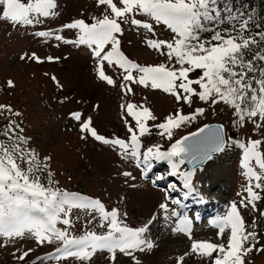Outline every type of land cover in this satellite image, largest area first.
Instances as JSON below:
<instances>
[{"label":"snow or ice","instance_id":"obj_1","mask_svg":"<svg viewBox=\"0 0 264 264\" xmlns=\"http://www.w3.org/2000/svg\"><path fill=\"white\" fill-rule=\"evenodd\" d=\"M96 5L103 8V12L93 16L91 22L81 17L60 25L61 29L76 30L72 39L50 28L38 29L34 34L86 46L94 58L99 78L108 85L118 83L126 96L134 94L133 85H139L170 94L177 107L159 122L149 125V120L158 119L151 109L126 100L121 105L128 131L125 138L98 133L92 117H85L80 111L69 115L78 122L81 133L116 148L121 161H134L142 169V175L152 168L153 160H166L172 174H179L184 185L195 191L192 178L196 167H203L205 161L232 143V138L228 137L222 124H204L195 132L174 138L175 129L205 113L203 106H196L187 113L182 106L193 105L197 100L213 107L223 104L233 111L236 117L233 123L246 126L250 121L253 131L264 129V67L256 68L257 61L264 62V48L260 47L264 44V31L253 35L249 28L252 17L245 18L240 12H230L225 19L231 26L224 27L216 0H96ZM57 8V0H0V18L18 25H43L46 18L57 15ZM159 24L170 29L173 35L168 39L149 37L144 43L164 57L162 62L141 64L121 49L120 34L125 25L137 31L144 29L155 33V25ZM206 31L211 35H203ZM21 58L36 62L59 59L51 55L41 57L35 52ZM105 65L120 70L122 78L119 82L107 74ZM257 71L260 79L248 75ZM50 79L63 87L54 74ZM253 83L258 87H253ZM7 84L11 87L14 81L9 79ZM0 115H5L7 121L0 134L9 141L0 140V237L4 244L28 237L38 244L56 242L59 246L54 249L53 259L61 264L66 258L91 264L90 258L97 250H107L111 264H117V252L128 257L130 264H141L137 253L156 246L149 234L156 215L140 226H129L123 219L127 212H121L117 207L106 209L100 198L53 187L51 171H48V186L43 185L36 173L49 168L51 157L41 159L34 149L26 146L31 138L20 134L23 129L11 118L21 115L18 110L14 111L10 104L0 103ZM150 128L168 138L166 148L162 149L159 143L142 146L141 137L149 133ZM235 143L243 149L244 175L248 178L244 189L246 195L239 201V207L233 202L226 215L212 221L219 229L221 242L191 239L190 250L177 255L175 264H184L189 255L206 257L210 264H248L247 255L264 251V236L256 230L258 221L254 217L251 229H248L240 212V208L249 207L255 211L256 201L264 192V156L259 151L264 147V138H248L246 142L237 139ZM253 159L259 172L250 163ZM117 175L123 176L125 183L132 177L127 170ZM253 180L256 181L254 186ZM73 207L95 212L99 226L106 230H86L80 235H70L67 229L58 228L57 221L61 219L65 225L71 223L68 213ZM158 209L163 210L165 221L173 220L176 227L172 231L187 232L191 237L190 220L186 215L176 208L170 209L163 201ZM260 217L264 218V210L260 211ZM226 228H230L227 235ZM31 251L27 248L18 253L19 264H27L26 257Z\"/></svg>","mask_w":264,"mask_h":264},{"label":"rangeland","instance_id":"obj_2","mask_svg":"<svg viewBox=\"0 0 264 264\" xmlns=\"http://www.w3.org/2000/svg\"><path fill=\"white\" fill-rule=\"evenodd\" d=\"M57 3V15L46 18L43 25H18L0 18V103L10 104L14 111L18 110L21 113L20 116L11 118L23 129L20 134L31 138L26 146L34 149L41 159L44 156L51 157L48 171L52 172L51 179L54 182L52 186L100 198L106 209L117 207L121 212H127L123 219L129 226H140L155 214L157 218L150 226L149 234L156 246L150 251L137 253L141 264H175L177 255L190 250L191 239L221 242L219 229L212 224V220L217 216L226 215L233 202L239 207V201L246 195L244 189L248 185V178L244 175L243 149L230 143L224 150L216 153L213 161H208L207 174L205 169H196L193 174L192 184L195 191L191 190L195 196H200L199 202H202L203 197L208 202L209 197L213 196L211 200L220 205L214 212L215 216H207V222L200 223L202 220L199 221L197 218L200 216L199 209L192 211V207H189L181 214L190 220L191 237L187 232L172 231L176 225L172 219L164 220L163 210L158 209V205L163 201L171 209L184 203L187 196L185 192L188 193L190 190L186 189L181 176L173 175L166 162L168 167L159 166L144 178L141 174L142 169L138 168L134 161H121L116 148L81 133L78 122L69 113L80 111L85 117L91 116L93 126L98 133L106 137L125 138L128 131L125 110L121 105L126 100L148 106L158 118L157 121H148L149 125H154L177 107L174 98L162 90L139 85H133L134 94L126 96L118 83L108 85L99 78L94 58L86 46L58 41L54 37L35 36L36 30L50 28L54 31L59 30L63 36L72 39L76 35V30L61 29V24L81 17L91 22L93 16H99L103 12V8L96 5V0H57ZM172 35L163 24L155 25V33H148L144 29L137 31L125 25L124 32L120 34L121 49L141 64L162 62L164 57L146 47L144 40L149 37L168 39ZM32 52L41 57L51 55L59 59L36 62L21 58L26 54L30 56ZM105 70L117 82L121 80L119 69L105 65ZM53 74L63 87L57 86L50 79ZM9 79L14 81L11 87L7 84ZM196 106L205 107V113L198 115V121H192L174 130V138L210 121L220 122L226 132L231 128L233 116L227 106L218 104L213 107L197 100L193 105L185 104L182 107L183 111L190 112ZM128 119L131 120L130 117ZM6 122L5 115H0V129L6 126ZM253 127L250 121L246 126L240 123L233 126L244 142L248 138H264V129L253 131ZM0 140L9 142L2 134ZM141 140L143 147L159 143L164 145L162 146L164 149L169 144L168 138L158 135L154 128H150L149 133L144 134ZM259 151L264 156V147ZM250 163L256 171H260L254 159ZM181 167L182 170H186L184 166ZM125 170L132 173L128 183L124 182L123 176L117 175L118 172ZM159 176L157 182L155 177ZM174 179L178 183L170 191L165 190L164 183ZM41 183L48 186L49 180ZM208 183L217 186L210 188ZM252 183L254 186L256 181L253 180ZM261 197L256 201L255 211L249 207L240 208V212L245 227L251 229L255 217L258 221L256 230L264 236V218L260 217V211L264 210V192H261ZM193 203L195 204V200ZM211 203L210 201L209 204ZM68 218L70 224L65 225L61 219L63 227L58 222L57 227L67 229L70 235H80L86 230H106L99 226L95 212L89 213L88 210L73 207L68 213ZM87 221L91 223H86ZM229 231L230 228H226L225 235ZM58 246L56 242L38 244L31 237L20 238L5 245L3 238L0 237V264H19L17 255L27 248L32 249L26 257L27 264H61L53 259L56 255L54 249ZM116 257L117 264H130L128 257L119 252ZM246 261L248 264H264V251L259 254L253 251L246 256ZM90 262L111 264L107 250H97L90 258ZM64 264H80V261L66 258ZM85 264L88 262L85 261ZM184 264L210 262L206 257L189 255L185 257Z\"/></svg>","mask_w":264,"mask_h":264},{"label":"trees","instance_id":"obj_3","mask_svg":"<svg viewBox=\"0 0 264 264\" xmlns=\"http://www.w3.org/2000/svg\"><path fill=\"white\" fill-rule=\"evenodd\" d=\"M216 6L220 10V17L223 20V26L224 27L231 26V22L229 20L225 19V17H227L230 12H233V13L240 12L245 16V18H247L248 16L252 17V20L250 21L249 28H250V31L252 32L253 35H255V33L257 31H264V0H216ZM205 27L208 28L209 25L206 24ZM168 30L171 33V30L170 29H168ZM203 35L209 36V35H211V33L209 31H206ZM260 47L264 48V44L260 45ZM253 51H255V49H253ZM251 54L252 53H249V55H251ZM262 67H264V62L257 61L256 62V68L260 69ZM248 75L250 77H254L255 79L261 78L259 71L249 72ZM253 87H258V86L255 85V83H253ZM227 108L232 113V116H233L232 126L228 130V135H229V137H231L234 140V142L237 139L243 141L241 136H239V133L236 132V129H235L236 127L233 128L234 125L236 126L239 123L238 122L233 123V121L236 120V117L234 116L233 111L228 106H227ZM184 112L187 113L186 111H184ZM193 121L195 122L198 120L195 119ZM178 129H175V130H178ZM186 131H188V130H186ZM182 134H184V133H182ZM36 175L40 177V182H45V181L47 182V180H48V169H43V170L37 172ZM260 252H262V251L257 252V254H259Z\"/></svg>","mask_w":264,"mask_h":264},{"label":"bare ground","instance_id":"obj_4","mask_svg":"<svg viewBox=\"0 0 264 264\" xmlns=\"http://www.w3.org/2000/svg\"><path fill=\"white\" fill-rule=\"evenodd\" d=\"M215 155H217L216 153L213 155V157H212V159L211 160H209V162H211V161H213L214 159H215ZM208 161L204 164V166L203 167H201L200 169H205L206 171H205V173L207 174L208 173V168H207V166H208V163H209ZM208 185H209V187L210 188H214V187H216L217 185H214V184H210V183H208ZM190 198H192V197H190ZM194 200V199H193ZM211 200H209L208 202H206V203H209ZM219 205V204H218ZM218 205H216V204H214V203H211V204H209V206L207 207V208H205L204 209V213L205 212H207V211H209L210 212V214L211 215H214L215 216V214H214V212H215V210H216V208H217V206ZM219 207H220V205H219ZM203 213V214H204Z\"/></svg>","mask_w":264,"mask_h":264},{"label":"water","instance_id":"obj_5","mask_svg":"<svg viewBox=\"0 0 264 264\" xmlns=\"http://www.w3.org/2000/svg\"><path fill=\"white\" fill-rule=\"evenodd\" d=\"M206 124H221V123L218 122V121H212V122H209V123H206ZM202 126H203V125H202ZM202 126H201V127H202ZM224 130H225V129H224ZM195 131H196V130H194V131H192V132H195ZM186 135H187V134H186ZM205 162H206V161H205ZM205 162H204V163H205ZM200 167H201V166L198 165L196 168H200Z\"/></svg>","mask_w":264,"mask_h":264}]
</instances>
